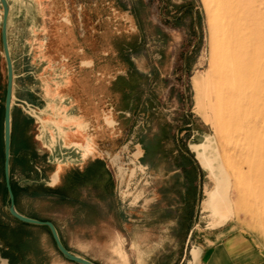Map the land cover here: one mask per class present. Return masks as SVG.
<instances>
[{
    "label": "rangeland",
    "instance_id": "1",
    "mask_svg": "<svg viewBox=\"0 0 264 264\" xmlns=\"http://www.w3.org/2000/svg\"><path fill=\"white\" fill-rule=\"evenodd\" d=\"M5 2L6 48L9 25L8 33H17L12 43L20 50L15 54L7 50L9 59L14 55L18 61L12 65L14 71L11 66L9 112L18 104L32 120L28 129L51 151L52 168L78 165L85 159L84 152L80 155L66 146L70 116L79 110L66 98L67 84L74 78L83 80L79 61L93 60V68L105 71V76L118 69L115 61L120 62L117 67H124L129 59L141 75L133 78L130 97L122 96L118 104L135 123L123 116L118 127H110L109 116L99 112L113 107L111 102L97 107L96 101H89V115L83 117L89 122V160L105 156L104 152L118 157L124 173L118 188L122 206L154 235L161 234L160 223L163 227L169 223L168 233L174 239L231 236L264 259V0H79L83 10L80 21L72 10L73 36L63 25L60 0ZM124 10L135 18L133 45L113 32L115 28L123 33V23L110 21ZM1 13L0 7V24ZM84 27L89 34L77 38ZM0 56L2 107L6 65L1 43ZM23 84L25 104L16 97ZM2 123L0 113L3 174ZM206 142L212 172L199 165L191 148L196 145L202 158L200 143ZM57 143L60 151L54 154L51 148ZM106 163L114 174L107 159ZM217 191L228 203L226 212L216 211L218 217L204 209L205 201L214 208L211 200ZM8 203L0 187V220ZM37 205L42 212L54 207L44 201ZM26 207L31 210L33 203ZM65 231L64 245L73 255L109 264L97 250H85L75 230ZM136 234L143 239L145 231ZM122 235L128 238L135 233L127 226ZM2 237L12 242L21 239L25 253L40 250L42 260L37 259V264L45 263L44 250L54 251L43 230L12 226Z\"/></svg>",
    "mask_w": 264,
    "mask_h": 264
},
{
    "label": "crops",
    "instance_id": "2",
    "mask_svg": "<svg viewBox=\"0 0 264 264\" xmlns=\"http://www.w3.org/2000/svg\"><path fill=\"white\" fill-rule=\"evenodd\" d=\"M60 1L64 8L63 25L70 31L72 30L70 35L73 36V0ZM129 22L132 29L136 30L134 16H129ZM84 29L81 28L77 38L81 39L89 34V29L87 27ZM8 31L9 25H7V35L11 38L9 37L7 50L13 54L20 52L14 41L12 43V38L16 37L17 33L15 31L8 33ZM9 42L11 43L9 44ZM119 48L120 46L116 50L118 51ZM10 62L12 66L16 65L18 61L13 55ZM79 66H84L80 68V72L84 75L83 80H75L74 78V80H68L67 84L69 96L66 98L72 101V108H79L80 111L78 110L70 116L71 124L66 128L68 132L66 146L80 151V155L84 152L85 159L81 164L52 168L54 166H50V164L54 162L50 161L51 151L46 145L39 144L37 138L33 137L28 129L32 120L24 114L20 105L15 104L13 108L11 107L8 177L16 213L31 220L50 223L60 244L70 254L72 253L65 247L63 239L66 236L65 230H75L74 234L80 238L79 243L84 246V249L97 250L106 257L109 264H264V259L260 258V255L248 248H243V244L231 236L224 238L200 236L197 241L194 237L192 240L191 238L187 240L184 238L174 239L168 233L171 229L169 223H167L168 227H163L165 226L164 223H160V227L162 224L161 234L154 235L153 231L149 232L146 227H143L146 224L143 225L142 221L132 216V210L128 209L126 213L125 206H122V201L119 198L118 183L106 163L107 158L96 156L89 160V155H87L90 152L89 122L88 119L84 121L83 117L89 115V101H96V106L97 103L99 105L104 103L105 105L111 102L114 108L112 112L108 113L110 127H118L121 117L122 119L128 117L129 119L126 118L125 121L130 123L132 121L130 119L133 117H129L128 111L122 110L118 101L122 96L130 97V87L135 83V80H129L130 76L128 77L124 70L121 71H123L122 74L125 75L126 80H114L115 76L109 78L111 72L103 76L102 70L93 68V60L84 61L82 59L79 61ZM97 66L100 67V63ZM114 67L115 69H124L125 66L122 68L114 65ZM12 68L14 71L13 66ZM99 73L102 75L100 78L98 77ZM92 74L93 76H91ZM18 77L20 75L16 76V78ZM117 86H123V91H120ZM24 88V84L23 87H17L18 94H16L18 102L23 100V104L26 101L24 95L21 94ZM33 95L35 94L33 93ZM33 97L35 99V96ZM104 108L103 110L99 109L101 111L99 114L105 113ZM74 110L76 111V109ZM125 133L129 134V131ZM61 143H63L62 140ZM195 146L193 145L191 148L199 165L208 171L210 169L209 172H212L213 161L207 156L203 157V155L202 158H199L195 152ZM51 150L54 151V154H56L55 151L59 152V143L54 145ZM208 153L207 150V155ZM42 201L51 203L54 207L49 212L37 210L34 205L38 206L37 204H41ZM7 202H9L8 197ZM28 203H33L31 210L26 207ZM211 203L215 210L206 201L204 209L213 216H217L216 211L226 212L228 210V203L225 202L219 191L212 196ZM7 207L8 205L2 209L5 215L0 220V264H24L25 261L30 262V264H37V259L42 260V257L39 258L40 250L32 251L30 254L25 253L24 243L21 239L12 242L13 239L5 238V240L2 237L4 230L7 231L12 226L46 231L54 251L47 253L44 250L42 252L44 264H76L63 258L57 251L47 227L19 222L9 215ZM148 212L149 210H144L142 213L149 214ZM219 219L224 220L220 217ZM127 226L134 230V237L126 238L122 235V230ZM138 230L145 231L143 239L137 236ZM106 231L108 232L107 236L105 235ZM142 245L144 249H141ZM36 254L38 255L37 258ZM79 258L93 264H103L95 262V259L90 256L84 255V257Z\"/></svg>",
    "mask_w": 264,
    "mask_h": 264
},
{
    "label": "water",
    "instance_id": "3",
    "mask_svg": "<svg viewBox=\"0 0 264 264\" xmlns=\"http://www.w3.org/2000/svg\"><path fill=\"white\" fill-rule=\"evenodd\" d=\"M0 7L2 10L1 14V24H0V43H1V50L4 58V62L6 65V88H5V96H4V103H3V123H2V143H3V178H4V185L5 190L8 197V207L7 211L9 215L14 218L15 220L25 223V224H31V225H42L47 227L49 230V233L54 241L55 247L57 251L61 254L63 258L66 260L76 263V264H93L89 261H86L84 259H81L79 257H76L72 254H70L68 251H66L62 245L60 244L55 230L53 226L48 222H38L35 220H31L28 218H25L23 216H20L16 213L13 207V195L10 190L9 185V177H8V158H9V104L11 99V80H12V70H11V62L8 56L7 48H6V41H5V20H6V14H7V6L5 0H0ZM79 8V7H78ZM1 57V56H0ZM105 157L108 160L109 165L114 169V175L116 178V181L118 183V188L121 187L123 182V176L124 173L120 171V168L118 167V157L112 156L110 157L108 152H104Z\"/></svg>",
    "mask_w": 264,
    "mask_h": 264
},
{
    "label": "flooded vegetation",
    "instance_id": "4",
    "mask_svg": "<svg viewBox=\"0 0 264 264\" xmlns=\"http://www.w3.org/2000/svg\"><path fill=\"white\" fill-rule=\"evenodd\" d=\"M73 9L76 11V14L75 15L77 16L78 21H80L81 12L83 10V6L79 2V0H73ZM129 16L130 17H133L132 12L129 11V10H124L122 13H119V16H116L115 13H114L113 14V17L110 18V21H112V20H115L116 21L118 19L121 22V24L123 23V25L125 27L124 30H123V33L116 31L115 28H114L113 32L118 37H120V34H122L125 37L126 44L133 45L134 39H135V36H136V30L132 29V27L130 25V22H129ZM80 25L81 24H79V27H81ZM79 30H81V28H79ZM135 46H136V43H135ZM126 49L128 51V47H126ZM127 51L125 52L126 54H127ZM126 54H125V57H126ZM114 56H116V55H114ZM125 62H126V64H125L124 69H117L116 68L117 70H113V72H111V76H109V78L115 76L114 77V80H124L125 79V75L122 74L123 71H121V70H124L125 73L128 74V77L130 76V79L129 80H133L134 77H138V76L141 75V72H139L136 68H134L132 66L133 64H132L131 60H129V59L126 60L125 59ZM114 63H116L117 65L120 64V62H117V61H115ZM103 72H105V71H103ZM123 88H124L123 86H120V87L118 86V89L120 91ZM112 110H113V107L112 106L106 107V111H105L104 114L108 115V113L112 112ZM1 112H2V121H3V105H2V107L0 105V113ZM9 118H10V112H9ZM132 120L135 123L134 119H132ZM9 129H10V119H9Z\"/></svg>",
    "mask_w": 264,
    "mask_h": 264
},
{
    "label": "trees",
    "instance_id": "5",
    "mask_svg": "<svg viewBox=\"0 0 264 264\" xmlns=\"http://www.w3.org/2000/svg\"><path fill=\"white\" fill-rule=\"evenodd\" d=\"M1 117H2V112H1ZM1 160H2V153H1ZM0 187H1V195L3 199L6 197V192L4 189V184H3V174H2V165L0 166Z\"/></svg>",
    "mask_w": 264,
    "mask_h": 264
},
{
    "label": "bare ground",
    "instance_id": "6",
    "mask_svg": "<svg viewBox=\"0 0 264 264\" xmlns=\"http://www.w3.org/2000/svg\"><path fill=\"white\" fill-rule=\"evenodd\" d=\"M16 3V2H15ZM8 4V3H7ZM27 5V4H26ZM15 8V7H14ZM25 12V11H24ZM2 14V13H1ZM10 19V18H9ZM6 20H7V14H6ZM6 20H5V25H6ZM23 20V19H22ZM27 32V31H26ZM9 49V48H8ZM12 100V99H11ZM10 100V101H11ZM207 149H208V144L207 142L206 143H200V152H201V155H203V157L206 156V152H207Z\"/></svg>",
    "mask_w": 264,
    "mask_h": 264
}]
</instances>
